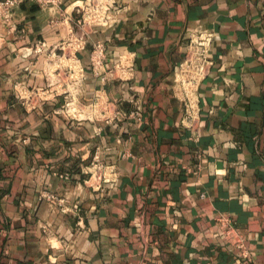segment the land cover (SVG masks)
Returning a JSON list of instances; mask_svg holds the SVG:
<instances>
[{
  "label": "crops",
  "instance_id": "0c3cea01",
  "mask_svg": "<svg viewBox=\"0 0 264 264\" xmlns=\"http://www.w3.org/2000/svg\"><path fill=\"white\" fill-rule=\"evenodd\" d=\"M115 11L78 54L76 90L140 113L110 123L56 112L75 88L51 52L68 24L31 1L12 29L0 21V264H264V0H116ZM198 28L214 32L213 64L191 140L172 88ZM98 38L107 67L131 62L128 80L93 76ZM94 158L116 172L99 191L86 183Z\"/></svg>",
  "mask_w": 264,
  "mask_h": 264
},
{
  "label": "built area",
  "instance_id": "2783aa9c",
  "mask_svg": "<svg viewBox=\"0 0 264 264\" xmlns=\"http://www.w3.org/2000/svg\"><path fill=\"white\" fill-rule=\"evenodd\" d=\"M31 1L40 9L45 10L48 15V23L57 26L61 23L69 25L68 35L57 42L51 49L52 53L58 54V58L66 62L68 81L74 88V94L70 91H63V104L56 111L70 120L81 121H104L107 123L122 119H140L138 109H132L124 113L115 103L100 94L95 95L90 102H85L78 97V90L83 83L84 69L79 63L78 54L85 47L90 39L91 33L97 27L108 28L116 20V0H0V21L14 27V10L20 4ZM67 3V4H66ZM70 7L67 12L66 9ZM214 32L206 28H198L189 32L187 36V50L183 62L176 74V80L172 88L173 94L183 103L184 115L183 124L190 130L191 140H197V124L200 119V103L197 90L200 82L207 75L212 67L213 60L210 58V49ZM91 51L88 54L90 71L94 77H98L103 85L117 80H128L131 62L118 60L113 66H106V49L102 39L91 41ZM33 50L40 53L45 50V42L37 41ZM49 88L30 90L25 96H21L24 102L32 101L36 94H45ZM40 99L45 100L41 97ZM91 172L86 180L92 189L99 191L106 184H114L116 180L115 166L103 163L94 158ZM93 184H92V183ZM47 199L55 200L52 194L44 195ZM77 209V205H74ZM70 207H62L66 212ZM220 221L228 226L229 218L221 216ZM242 249L243 256L249 261L250 257L245 247L240 242L236 246Z\"/></svg>",
  "mask_w": 264,
  "mask_h": 264
}]
</instances>
